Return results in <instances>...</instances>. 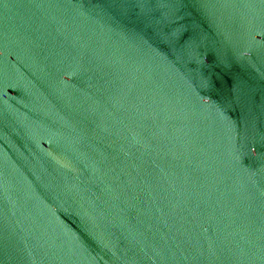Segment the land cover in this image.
I'll return each mask as SVG.
<instances>
[{"label":"water","instance_id":"obj_1","mask_svg":"<svg viewBox=\"0 0 264 264\" xmlns=\"http://www.w3.org/2000/svg\"><path fill=\"white\" fill-rule=\"evenodd\" d=\"M0 264H264V0H0Z\"/></svg>","mask_w":264,"mask_h":264}]
</instances>
